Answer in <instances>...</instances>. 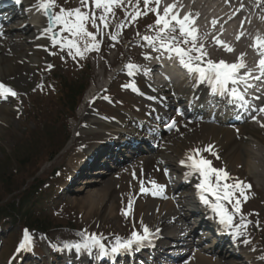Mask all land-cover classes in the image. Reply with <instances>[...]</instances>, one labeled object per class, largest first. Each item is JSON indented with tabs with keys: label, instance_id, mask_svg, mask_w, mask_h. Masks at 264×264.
<instances>
[{
	"label": "rangeland",
	"instance_id": "obj_1",
	"mask_svg": "<svg viewBox=\"0 0 264 264\" xmlns=\"http://www.w3.org/2000/svg\"><path fill=\"white\" fill-rule=\"evenodd\" d=\"M56 2L58 6L73 9L67 6L65 0H56ZM133 4L135 3L133 2ZM140 7L143 8V0ZM55 10L59 11V7ZM123 18H126L124 9L117 7L115 18L110 19L109 28L106 31L102 29L101 37L97 36V40L100 42L99 50L93 51L89 58L87 56L73 58L74 53L69 55L67 48L61 50L59 45L53 47L52 44L45 43V41L38 42L37 46H34L35 49H31L33 55H31V51L25 52L28 51L25 42L19 41V45L16 44L14 47L7 45L2 48L0 46L2 52L0 53V65L8 66V63L12 61L13 65L16 64L19 67L17 80L14 78L16 74L13 72L12 74L0 72V82L5 85L8 83L18 93L15 98H3L6 102L0 104V206L20 202L28 188L36 187L39 182H44L42 192L38 196H33L32 200L28 202L29 218L31 220L38 219L51 226L61 227L60 229H53L50 234L52 239L57 241L74 240L77 233H73L72 230L78 228L81 231L84 229L80 232L81 234L85 233L88 227H93V233L96 230L101 232L104 229L107 232L112 230V232L126 235L128 233L126 231L127 222L121 218L124 222L123 225L120 216L134 222L133 225L128 222L132 232L138 231L139 225L136 222L139 219L143 223V213L138 214L133 210L137 203L145 206L149 202V194L146 191L141 192L142 185L146 190L143 167L140 174L141 178L134 176L131 179V176H127L124 172L118 178H114L112 188L116 196L108 201V206L99 205V203L93 210L85 207L84 202L88 196L100 191L103 185L90 188L87 185H82L83 181H73L76 179L73 177L70 161L75 154L74 151L87 139H89L87 144L98 145L100 141L98 138L102 133H94L92 130L87 131V134L82 133V122L92 121L87 115L89 108L84 109L85 96L77 99L78 109L76 112H68L64 106L60 87L62 83L68 81L69 86H72L73 83L91 91L97 82H103L102 84L107 82L111 73L114 74L116 66H124L127 55L130 59L129 62L137 64L132 55L134 51L131 52V49L126 45L137 42L138 33H141L142 30H144V35H155L154 31L150 32L148 29L149 25L154 24L155 15L150 13L148 16L138 18L135 22L128 19L122 34L118 36V41H113L109 36L110 27L114 30L111 34H115V31L118 30L117 25L121 24ZM88 29L89 31L92 30L91 25L88 26ZM28 32L32 34L33 31L28 29ZM93 32H95L94 28ZM20 36L19 38L14 37L11 42H16L23 35ZM63 36L66 37L68 34L63 33ZM104 37L105 42L103 43ZM123 37L126 39L124 40ZM139 43L144 46V50L147 49L148 44L145 41ZM49 65L52 66L50 69ZM110 82L107 91L104 92L106 103L118 108L112 110L109 105H107L108 107L103 105V108L115 117L124 111L131 113L136 101L132 98L129 88L124 87L127 85L124 76H114ZM77 86L74 87L77 88ZM81 90L83 91V88ZM127 91H130V94ZM120 103H125L124 107L121 108ZM127 105L132 106L129 108L130 110L126 107ZM83 109L86 113L80 116ZM92 112L94 114L99 113L93 107ZM77 134H82L81 137L85 138L77 139ZM196 135L199 136V134ZM240 136H244V134L242 133ZM86 146L88 147V145ZM176 146L178 145L176 144ZM175 147L173 148L174 153ZM215 157L216 164L212 166L211 162V166L227 171L229 168L224 165L221 157L218 156L220 158H217V155ZM229 172L232 171L228 170ZM70 173L74 178L73 182H69L67 179ZM127 179L131 180L127 181ZM251 181L257 186L255 181ZM261 199H264V192H262ZM130 204H132L131 207H129ZM250 208L256 209L261 214L251 216L240 213V217L235 214L234 223L241 216L252 224L254 223L253 220L262 221L263 228L256 232L261 239L264 235V208L258 202L253 203ZM231 210L232 208H229V211ZM123 213H127V215ZM109 215L114 216V218L109 217ZM146 217L152 218L153 213L146 214ZM26 218L20 217L16 219V222L7 220L4 222L5 224H0V232L3 234L0 235V243L3 242L0 248V264L9 263L15 257L18 260L24 259L21 264H33L29 259L33 257L32 251H38L39 244L37 242L30 239V244L24 251L14 252L15 246L24 238V234H21L24 224L19 223V221H24ZM250 223H248V230L253 228ZM81 237L79 235V238ZM30 238H32L31 233ZM12 254L13 256H11ZM45 264H49L47 258ZM261 264H264L263 258Z\"/></svg>",
	"mask_w": 264,
	"mask_h": 264
},
{
	"label": "snow or ice",
	"instance_id": "obj_2",
	"mask_svg": "<svg viewBox=\"0 0 264 264\" xmlns=\"http://www.w3.org/2000/svg\"><path fill=\"white\" fill-rule=\"evenodd\" d=\"M16 2L19 3L20 0H16ZM161 2L162 0H143V8L141 9L140 0H136L135 4H133L132 0H80V7L66 9L58 6L56 0H37L36 7L50 20V25L45 31L52 33V46L59 45L61 50L67 48L69 55L74 53L73 58L76 56L83 58L85 52L99 50L100 42L97 40V36L102 28H109L110 19L115 18V9L117 7L124 9L125 17L129 18L131 22H135L138 18L152 13L155 15V21L154 24L148 26V29L150 32L154 31L155 35L145 34L142 39L152 47L153 51L168 53L169 59L175 56L190 75H193L200 83L207 82L213 94H228L232 102H239L241 106L246 105L244 94L239 91L237 86L243 83L245 87H252L248 83L249 79L261 80L264 78V39L257 36L253 43V47L261 57L257 62L259 74L254 76L251 71H247L241 75V69L246 68V64L243 62V53L238 57V62L231 64L225 61L215 62L211 59H205L207 53L204 51V45H197L198 29L195 26L196 17L190 13L181 17L180 13L175 11V3L165 6L161 12ZM260 2L261 0H257L258 4ZM57 7H59V11H53ZM129 8H132L131 12L128 11ZM212 23L215 25L216 21L214 20ZM89 25L96 31H89ZM125 26L124 23L117 25L120 31L116 34L109 33L110 39L118 41V36L122 34ZM63 33H67L68 36H63ZM237 39L239 40L240 37L238 36ZM217 43L223 45V42L217 41ZM223 46L226 51H233L231 47ZM144 58L153 59L149 55H145ZM156 59H159V57H156ZM48 67L50 69L52 66L49 65ZM126 69L129 76L140 71L139 65L132 63L127 64ZM229 85L233 87H229ZM124 87H127V85ZM17 96L18 93L10 86L0 82V98L7 99ZM256 111L264 113V107L256 109ZM174 126L175 121L169 124L170 129ZM261 126H264V124ZM202 151L217 155L214 152V146L209 145L205 149L193 150L186 160L180 163L190 169L188 175H199L200 182L196 184V188L198 189L201 203L211 209L215 216L218 217L219 224L223 225L225 229L234 230L230 234H234L237 237L242 236L244 232L241 229H246L247 224L250 222L243 216H241L242 223L240 225H234L233 220L234 215L241 212V198H243L244 202L249 198L247 190H250L251 185L245 184L238 178L235 179L234 183H228L229 180L233 179L230 174L225 169L212 167L211 161L200 156ZM217 158H219L218 155ZM156 188L157 191L152 192L154 196L163 192V186L157 185ZM145 191L142 185L141 192ZM208 197L212 199L210 200ZM227 205L232 206L231 211H229ZM129 207H131V204ZM123 214L127 215V213ZM80 235L82 236V242L66 244L65 248L69 250L75 249L77 252L96 248L102 256L109 254V249L106 248L102 238L97 234H87L85 231V233ZM150 235V230L144 225L143 234L133 231L130 239L121 240L116 238L110 252L111 254L126 252L133 245H142L144 241L149 239ZM30 239L29 233L25 230L23 242L19 245V249L24 250L30 244ZM244 243L247 244L250 241L245 240Z\"/></svg>",
	"mask_w": 264,
	"mask_h": 264
},
{
	"label": "bare ground",
	"instance_id": "obj_3",
	"mask_svg": "<svg viewBox=\"0 0 264 264\" xmlns=\"http://www.w3.org/2000/svg\"><path fill=\"white\" fill-rule=\"evenodd\" d=\"M184 1H186V0H162L161 5H160V10L162 12L164 5L168 6V5H172L174 3L176 4V7H178V4H182L183 9L188 10L189 9L188 5L190 3H192L194 0H189L186 3ZM245 1H249V0H245ZM212 3H215L217 5V9L220 7H224L223 0H210V2H207V1L199 2L197 5H195V9L201 8L204 10H209V7L211 6L212 9H210L209 11L212 13L213 7H215V6L211 5ZM78 4H80V0H79ZM15 5L18 6L19 4L15 3ZM229 7L233 8L234 5H232L230 3ZM28 10L29 11L34 10V13H35V16H32V15H30V17L26 16L30 20V22L32 24H34L35 27L43 26L42 21H41V17H42L41 11L38 10L37 7L34 9H28ZM179 13H180L181 17L186 14L184 11H183V13H181V12H179ZM189 13L193 14L192 9H189ZM26 17L24 19H22L20 17V19L24 22V24L27 23ZM197 20H198L197 22H200V24H201V26H200L199 23L198 24H197V22L195 23V26L198 29V37H201L202 34L205 35L207 38L210 37V29L208 28L209 24H207L203 20H201L200 17H198ZM229 23H232V21H229ZM28 24H30V23H28ZM43 30L45 31V28ZM21 33H23V31ZM28 34H29V32H27V35ZM234 37H235V35H231L228 37V40L224 39L220 42H223V44H227L229 46L233 45L231 48H233L235 55L232 53V55H233L232 57L234 58L233 63H236V62H238V57H240L242 53L244 54V52H249V50L242 43L241 38L238 40L237 37H235V38ZM29 39H32V35H29L27 37V40H26L27 43H31L29 41ZM210 39H211V37H210ZM215 44H216V46H221L220 43H217V41H215ZM18 45H19V43H18ZM209 45L211 46V44H209ZM26 47H28V45H26ZM31 49H32V47L30 48V46H29L26 49L28 51H25V52L29 53L31 51ZM213 51H216V50H213ZM226 52L227 51H224L222 54L224 56H229ZM250 54L253 55L254 53L251 52ZM31 55H33L32 51H31ZM218 56L222 57L221 55H218ZM245 60H246V58H245V54H244V56H243V62L244 63H245ZM8 64H9L8 66L7 65L4 66L1 64L0 65V72L3 74H6V73L12 74V72H13L14 74H16L14 76V78L17 80V78H18L17 71H19L18 70L19 67L16 64L13 65L12 61L9 62ZM5 67H7V68H5ZM167 72H169V74L172 76L177 75L171 69H168ZM242 72H244V69H241V73ZM148 73L150 74V72H148ZM180 76H182V75H180ZM131 79H133V78H131ZM180 90L183 91L184 89L181 87ZM177 92H178V94H181L180 91H177ZM92 95H94L93 91L91 92V94L88 97L91 98ZM84 113H86V111L83 110L81 116H83ZM231 115L229 114V116H231ZM88 118L89 119L92 118L91 112H89ZM127 118H128V116H125L123 122ZM84 122L86 123V126H85V128H83L81 130H82V133L87 134V131L91 130L94 125H93L92 121H90V120H86ZM263 123H264V121H263ZM199 127H204L203 133H201L202 137H204V138L195 137L193 140L194 141L197 140V142L193 143V147H192L193 149L190 148V150H188V148H187L186 157L181 158V159H177V160L175 159L173 162H175V161L179 162L180 160L186 159L187 156L189 154H191L193 152V150H195V149H205L207 146L212 145V146H214V150L217 153V155L221 156V159L223 160L224 165H226L229 168L228 170L232 171V172H229L230 175H234V176H237L238 174L242 175V172H240V171H243L247 174H250V177L253 178L257 184H259L261 186L264 185V153H257V152H259V150H258L259 148H256V145L258 146V144H256V142H255L258 140L257 139L258 129L256 127H254L252 125L243 126L244 133H246L247 136H250L247 139H243V138L238 139L234 135L233 131L228 130V129H220V128L214 127L213 125H206V126L200 125ZM198 130H200V128H198L197 131ZM83 138H85V137H80L79 139L82 140ZM250 138H251V140H250ZM101 140H103V139H101ZM204 140H208L209 143L204 141ZM97 147L98 146H96V145H90L88 147V149L85 150L83 153L74 151L75 154H74V156H72L73 158H71V161H70L71 169L75 171V170H78L80 168L81 169L83 168L82 171L80 169L81 172L79 174L77 173L78 174V175H76L77 179L82 178L85 174H89L90 173L89 169L91 168V166L96 167L99 163V159L101 157H103L104 154H107V158H114V153H109L107 150L113 149L116 151V149H117L116 144L106 143L104 147H107V149L103 150L104 152L102 155H100L99 159H95L93 163L90 161L87 162L86 159L88 158V156L90 155L91 152H93L97 149ZM188 147H189V145H188ZM95 155H97V153ZM116 155L118 156L119 153H117ZM158 157H164L165 159L171 158V157L166 156L164 152H159L157 154L156 160H158L157 159ZM255 161H257V162H255ZM108 162H110V161H108ZM100 163H102V164H100V169L102 167L108 165V164H106L105 161H100ZM149 165L150 164H145V168H148ZM154 166H156V165H154ZM154 166L151 168V174L147 179L148 187L151 184L152 185L156 184V180L153 177V173H152V172H157V170L154 168ZM228 170H227V172H228ZM182 171H183V175L186 178H188L192 183H194L195 187H196V184H198V183H195L194 179L187 175V168L183 167ZM234 172L237 174H235ZM89 178L90 177H88V176L86 177V179H89ZM96 179L97 180H93V181H91V182L89 181V182L92 184L97 183L99 180H98V178H96ZM112 187H113L112 182L106 181L104 188H102L101 191H98L95 194L92 193L88 196V199L86 200V202H84V204L86 205L85 207H89L90 210H93L97 207V205L99 203H100L99 205L108 206V201H110L113 197L115 198V195L112 191ZM194 194H196L195 191H194ZM194 202H195L196 206L198 207L200 213H202L203 215H204V213H208L207 207L206 206L204 208L202 207L203 203H201L199 195L197 196L196 200L194 199ZM190 203H192V202L190 201L189 196L187 198L183 199L180 202V204L182 205V209L178 212H176L175 208L172 206V205H174V203L172 205L166 203L163 205L164 207L160 211L159 215H155L154 218H147L146 223L151 224L152 227H155L159 222V217H161V219L164 220V222L166 223L167 217H168V215H170V216H180L179 219H181V221H183V223H185L184 226L190 224L191 221H194V227L199 228V226L201 225V223L199 221H201L202 223H203V221H202V219H199L198 221H196L195 218L192 219V217L190 216V213H189V211L192 210V209H189V208H191ZM155 205H156V203H155ZM138 207L140 209H142L144 206L139 204ZM146 208H147L146 210L149 213L152 210L155 211V207H153L150 204L147 205ZM164 209H167V212H168V214L166 216H163V210ZM148 212H146V213H148ZM183 212H185L184 216L182 215ZM153 214H154V212H153ZM109 217L114 218V216H111V215H109ZM204 218H205L204 219L205 223L209 224L214 229V232H212L211 230H204V231L209 233L212 237L216 236V237H218V239H220L221 234H224V235L230 234L226 231L225 228L219 229L216 226H214V224L210 223L207 220L208 218L205 215H204ZM170 219L173 220L172 217ZM178 220H176V225H177ZM169 227L170 226H168L167 228H169ZM177 230H180V233H182L181 228H176L175 231H177ZM195 231L203 232V230H195ZM206 232H203V233H206ZM224 242L225 241H223L221 243H224ZM250 251H251V253H255L256 248L250 247ZM211 254L213 256H219L220 259L225 258V261H226V259L229 260V258L224 256L223 251L218 250V251L211 253ZM245 254L247 255V253H245ZM255 254L257 255L258 253H255ZM73 256H75V253L73 251H71V253L69 254V260L70 261L74 259ZM164 257H166V256H164ZM211 259H208L206 257V253L200 252L196 256V262H192L191 264H213ZM251 260L255 261V258L252 257Z\"/></svg>",
	"mask_w": 264,
	"mask_h": 264
},
{
	"label": "trees",
	"instance_id": "obj_4",
	"mask_svg": "<svg viewBox=\"0 0 264 264\" xmlns=\"http://www.w3.org/2000/svg\"><path fill=\"white\" fill-rule=\"evenodd\" d=\"M9 213L6 212V208H0V217L5 218V217H13L19 210L16 208L14 204L11 205V209L9 210Z\"/></svg>",
	"mask_w": 264,
	"mask_h": 264
},
{
	"label": "water",
	"instance_id": "obj_5",
	"mask_svg": "<svg viewBox=\"0 0 264 264\" xmlns=\"http://www.w3.org/2000/svg\"><path fill=\"white\" fill-rule=\"evenodd\" d=\"M50 21V20H49Z\"/></svg>",
	"mask_w": 264,
	"mask_h": 264
}]
</instances>
